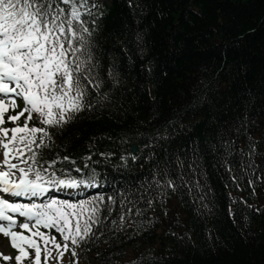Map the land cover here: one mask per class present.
Returning <instances> with one entry per match:
<instances>
[{
	"label": "trees",
	"instance_id": "obj_1",
	"mask_svg": "<svg viewBox=\"0 0 264 264\" xmlns=\"http://www.w3.org/2000/svg\"><path fill=\"white\" fill-rule=\"evenodd\" d=\"M108 1L101 12L83 18L97 28L102 62L117 58L122 82L112 104L54 130L55 144L44 152L65 168L99 161L94 167L101 178L121 186L145 179L166 157L190 160L197 148L194 179L206 198L193 201L186 191L172 195L148 213L158 218L149 230L121 236L123 242L111 246L84 245L78 264H128L141 253L154 257L149 264H264V182L255 183L253 194L237 154L229 160L235 163L237 187L219 147L221 131L240 127L246 118L239 134L233 130L225 139L248 151L250 135L259 153L257 175H264V0H137V9L129 0ZM136 31L144 34L143 55L134 42ZM178 117L179 123L168 127V139H149ZM129 145L150 147H142V159L130 160L132 171L112 167L122 163ZM101 153L111 155L105 159ZM56 154L77 163H61ZM89 155L91 160L85 159ZM201 203L211 212L200 207L198 213ZM114 253L123 254L104 258Z\"/></svg>",
	"mask_w": 264,
	"mask_h": 264
},
{
	"label": "snow or ice",
	"instance_id": "obj_2",
	"mask_svg": "<svg viewBox=\"0 0 264 264\" xmlns=\"http://www.w3.org/2000/svg\"><path fill=\"white\" fill-rule=\"evenodd\" d=\"M129 7L137 9L140 5L137 0H129ZM82 8L92 15L85 0H0V193L7 194L0 195V233L10 238L17 250V264H24L25 260L42 264V255L43 264L52 260L61 264L67 252L76 257L75 249L82 244L98 247L101 241L109 246L122 243L121 236L134 238L153 227L158 218L149 217L148 213L172 195L186 191L193 201L203 202L206 198L204 186L194 179L199 167L197 148L190 160L179 155L166 157L156 161L145 179L124 182L121 186L111 184L106 176L101 178L94 167L99 161L57 169L58 159L44 152L55 144L54 130H63L86 111L112 104V95L122 82L117 58L112 57L107 65L102 62L97 28L87 26ZM134 42L143 55L144 34L136 31ZM152 70L150 62L146 71L151 74ZM9 123L12 126L6 127ZM178 123L179 117L169 121L163 131L157 129L156 136L149 139L157 142L168 139V127ZM245 125L246 118L238 128L223 129L219 147L237 187L235 163L229 165V160L239 155V169L249 177L248 184L255 194V183L264 182V175H257L256 141L249 135V150L245 151L237 150L234 140L225 139L233 130L239 134ZM142 147L129 145L127 155L120 157L122 163L112 167L132 171L130 160L142 159ZM212 148L215 151L217 146ZM101 155L108 159L111 154ZM56 156L61 163L67 161L72 166L77 163L67 155ZM148 158L152 159V154ZM85 159L91 160V155ZM87 189L97 191L88 198H72ZM53 191L65 192L70 198H54L49 195ZM11 197H27L29 202H16ZM200 207L211 212L207 204L201 203L196 209L198 213ZM229 214L234 215L231 206ZM17 227L30 234L15 231ZM52 230L59 234L60 240L51 234ZM122 254L104 258L111 261L113 255ZM102 256L97 252L98 258ZM153 259L151 254L141 253L128 264H149Z\"/></svg>",
	"mask_w": 264,
	"mask_h": 264
},
{
	"label": "rangeland",
	"instance_id": "obj_3",
	"mask_svg": "<svg viewBox=\"0 0 264 264\" xmlns=\"http://www.w3.org/2000/svg\"><path fill=\"white\" fill-rule=\"evenodd\" d=\"M85 2L87 3L90 10H92V9L98 10L102 7L103 4L107 3L106 0H85ZM93 4H95L97 6L92 7Z\"/></svg>",
	"mask_w": 264,
	"mask_h": 264
},
{
	"label": "water",
	"instance_id": "obj_4",
	"mask_svg": "<svg viewBox=\"0 0 264 264\" xmlns=\"http://www.w3.org/2000/svg\"><path fill=\"white\" fill-rule=\"evenodd\" d=\"M133 146H135V145H133Z\"/></svg>",
	"mask_w": 264,
	"mask_h": 264
}]
</instances>
